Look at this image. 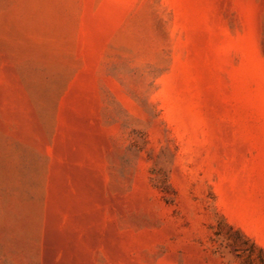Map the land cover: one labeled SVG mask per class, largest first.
Here are the masks:
<instances>
[{"label": "rangeland", "instance_id": "rangeland-1", "mask_svg": "<svg viewBox=\"0 0 264 264\" xmlns=\"http://www.w3.org/2000/svg\"><path fill=\"white\" fill-rule=\"evenodd\" d=\"M0 264H264V0H0Z\"/></svg>", "mask_w": 264, "mask_h": 264}]
</instances>
